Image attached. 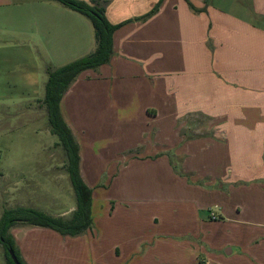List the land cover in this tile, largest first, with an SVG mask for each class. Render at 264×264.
Returning a JSON list of instances; mask_svg holds the SVG:
<instances>
[{
	"label": "crops",
	"instance_id": "1",
	"mask_svg": "<svg viewBox=\"0 0 264 264\" xmlns=\"http://www.w3.org/2000/svg\"><path fill=\"white\" fill-rule=\"evenodd\" d=\"M100 1L111 24H127L111 63L61 102L94 227H14L25 263L264 264V0H163L143 21L161 0ZM0 17V87L23 77L40 89L48 68L95 50L90 20L60 3L0 0ZM123 124L128 153L115 147L129 140Z\"/></svg>",
	"mask_w": 264,
	"mask_h": 264
},
{
	"label": "rangeland",
	"instance_id": "2",
	"mask_svg": "<svg viewBox=\"0 0 264 264\" xmlns=\"http://www.w3.org/2000/svg\"><path fill=\"white\" fill-rule=\"evenodd\" d=\"M9 20V17H0V39L4 37L3 30L8 27ZM22 78L17 87H0V218L5 210L25 205L69 219L76 210V196L66 172L65 152L59 138L51 132L47 109L41 102L45 99L46 87L41 85L38 89L35 86L37 98L41 99L36 103L29 98L30 95L36 97L35 89ZM116 126L106 124L94 134H111ZM121 128V133L130 137L115 147L128 153L125 144H132L135 136L129 126L123 124ZM203 131H209L205 125ZM200 158L209 165V155ZM4 257L0 244V264L5 263Z\"/></svg>",
	"mask_w": 264,
	"mask_h": 264
},
{
	"label": "trees",
	"instance_id": "3",
	"mask_svg": "<svg viewBox=\"0 0 264 264\" xmlns=\"http://www.w3.org/2000/svg\"><path fill=\"white\" fill-rule=\"evenodd\" d=\"M88 18L94 29L95 50L88 56L57 69L48 68L46 94L43 103L46 106L49 125L53 135L59 138L66 159V172L76 196V210L69 219L54 217L34 208L17 207L7 209L0 218V244L4 249L7 264H15L11 258L13 250L19 264H26L16 245L11 230L16 226L40 227L53 230L63 237H80L94 227L92 216L93 189L85 182L81 172L80 146L74 133L64 119L61 102L65 94L78 78L86 71H96L109 65L114 57V35L124 25H113L107 18V2L92 0H48ZM163 0L146 16L147 20L157 13ZM129 22V21H128ZM131 22V21H130Z\"/></svg>",
	"mask_w": 264,
	"mask_h": 264
},
{
	"label": "water",
	"instance_id": "4",
	"mask_svg": "<svg viewBox=\"0 0 264 264\" xmlns=\"http://www.w3.org/2000/svg\"><path fill=\"white\" fill-rule=\"evenodd\" d=\"M10 255L15 264H19L18 259L13 250H10Z\"/></svg>",
	"mask_w": 264,
	"mask_h": 264
},
{
	"label": "built area",
	"instance_id": "5",
	"mask_svg": "<svg viewBox=\"0 0 264 264\" xmlns=\"http://www.w3.org/2000/svg\"><path fill=\"white\" fill-rule=\"evenodd\" d=\"M215 216H216L215 214H212V217H213V218H215Z\"/></svg>",
	"mask_w": 264,
	"mask_h": 264
}]
</instances>
